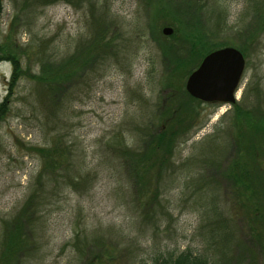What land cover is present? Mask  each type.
<instances>
[{
  "label": "rangeland",
  "instance_id": "obj_1",
  "mask_svg": "<svg viewBox=\"0 0 264 264\" xmlns=\"http://www.w3.org/2000/svg\"><path fill=\"white\" fill-rule=\"evenodd\" d=\"M165 27L178 37L198 34L201 56L211 47H243L246 65L236 103L198 106L173 163L145 193L112 145L124 137L142 152L166 125L173 67L163 49L179 39ZM95 37L102 46L90 55L86 44ZM4 43L21 53L23 73L0 119V253L19 240L9 235L17 223L24 241L12 264H153L160 252L208 251L205 213L213 203L236 206L221 174L237 154L236 107L264 115V0H0ZM77 55L78 65L70 64ZM4 56L0 104L14 69ZM59 63L66 72L78 66V74L56 84L36 76ZM55 145L60 162L39 175L44 161L32 148ZM34 190L26 218H18ZM229 220L215 223L212 264H264L258 247L249 256L237 247L227 224L252 243L241 222Z\"/></svg>",
  "mask_w": 264,
  "mask_h": 264
},
{
  "label": "trees",
  "instance_id": "obj_2",
  "mask_svg": "<svg viewBox=\"0 0 264 264\" xmlns=\"http://www.w3.org/2000/svg\"><path fill=\"white\" fill-rule=\"evenodd\" d=\"M152 1L146 0V3H151ZM191 19L194 22L192 17ZM166 25L174 26L176 24L173 19L167 20ZM206 33L209 34L207 31ZM170 37L182 41H171L168 46L167 44L165 45V50L163 49L164 56L168 58L173 67V73H171L173 78L166 86L171 88L172 94L165 100L166 102L162 106L163 110L161 112L162 120L166 122V125L160 127V132H157L156 129L151 132L150 141L142 152L133 150L124 137H121V139L112 145L113 150L121 152L125 160L132 163L131 173L136 182L142 186V190H145V193L151 184L153 185L156 181L160 182V178H162L161 169L166 164L170 166L173 163L171 157L174 154L173 150L176 140L186 133L189 124L199 115L198 106L204 103L191 96L184 85H182L184 78L199 66L205 56L199 54L201 50L199 35L191 36L188 34V36L183 38L182 35L178 37L174 33ZM101 46L102 44L95 37L91 42L86 44L87 53L92 55ZM12 47V43L0 44V60L3 59L1 55L5 53L4 59L11 61L14 68L8 84V95L5 101L0 104V119L5 117L10 99L16 93L17 83L23 73L20 61L21 53L18 55L12 51ZM218 48L221 47H211L207 52H212ZM240 50L244 53L243 47ZM78 57L79 55L70 58V64H76V58ZM83 64L87 66L86 62ZM77 68L72 69L70 67L71 71L66 72L63 68V63L55 64L53 67L42 65L41 73L43 74L41 76L36 74V76L42 79V82L56 84L61 82L59 80L73 78L79 72ZM167 101L169 102L168 104ZM233 128H236L234 130V142L237 154L221 170V174L233 189L236 206L229 210L222 209L219 205L217 206V204L213 203L212 208L205 213V224H207L210 234L207 243L208 251L201 253L186 248L176 253L169 252L166 254L160 252L152 258L153 264H212L211 260L215 261L217 255L215 245L220 243L214 242L215 223L220 219L228 221L231 219L234 222L240 221L243 225L242 232L251 240L252 244H247L244 240L237 238L238 230L237 227H234V223H230L231 226L228 224L226 226L229 232L234 235H231V238L235 239L237 247H240L243 254L249 256L252 253L253 255L254 250L258 248L260 251H264V115L255 113L252 109L238 106L235 111V124ZM152 133L154 134L152 135ZM32 149L44 161L43 169H41L39 175L42 173H52V170L60 162L58 146H39ZM39 178H42V176H39ZM36 194L37 190H34L29 195L23 208L24 211H21L17 216L18 218H26L22 212H25L28 206H32L31 202L34 200ZM214 212L215 214L213 215ZM15 228L17 232L9 235L15 236L19 240H16V242L10 241L7 244L4 241V249L0 253V264H12L19 243L24 241L22 224H15ZM240 230L239 232H241Z\"/></svg>",
  "mask_w": 264,
  "mask_h": 264
},
{
  "label": "water",
  "instance_id": "obj_3",
  "mask_svg": "<svg viewBox=\"0 0 264 264\" xmlns=\"http://www.w3.org/2000/svg\"><path fill=\"white\" fill-rule=\"evenodd\" d=\"M165 35L173 29L165 27ZM245 56L239 49L226 46L208 53L187 77V92L205 103L235 104L236 93L245 70Z\"/></svg>",
  "mask_w": 264,
  "mask_h": 264
},
{
  "label": "flooded vegetation",
  "instance_id": "obj_4",
  "mask_svg": "<svg viewBox=\"0 0 264 264\" xmlns=\"http://www.w3.org/2000/svg\"><path fill=\"white\" fill-rule=\"evenodd\" d=\"M218 104H222V103H218Z\"/></svg>",
  "mask_w": 264,
  "mask_h": 264
}]
</instances>
